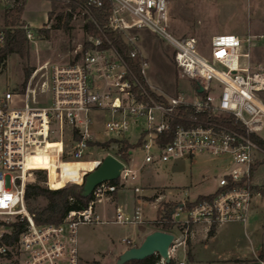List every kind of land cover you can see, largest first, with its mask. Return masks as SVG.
I'll return each mask as SVG.
<instances>
[{
    "label": "built area",
    "instance_id": "obj_1",
    "mask_svg": "<svg viewBox=\"0 0 264 264\" xmlns=\"http://www.w3.org/2000/svg\"><path fill=\"white\" fill-rule=\"evenodd\" d=\"M109 1L108 27L132 47L129 56L137 59L139 76L114 47H102L101 38L88 35L89 47L79 49L68 62L49 65L45 82L49 104H30L26 92L5 89L0 93V264H81L78 225L100 222L96 203L116 192L127 179L133 181L135 170L123 163L117 185L97 184L86 207L68 211L58 223L38 225L24 199L26 163L51 149L62 162L83 160L90 142L97 141H111L107 147L100 146V151L119 159L118 146L112 149L109 145L130 141L135 126L139 127L136 141H141L143 163L176 161L197 153L228 156L233 163L209 196L189 207L185 202L193 199L178 201L171 216L179 238L169 232L173 235L167 250L169 260L183 264L176 258V250L186 245L192 225L202 223L209 229L247 220L252 188L246 180L256 154L264 155V147L250 137L264 143V101L259 96L264 91V71L251 69L249 51H242V39L235 33L212 35L207 54L199 50L196 37L174 35L168 25L166 0ZM85 4L99 6L101 0H86ZM141 28L172 48L178 76L192 84L191 99L151 86L146 76L148 62L135 46L136 37L128 35L129 30ZM31 35L26 28L27 38ZM250 36L245 37L247 44ZM4 41L5 28L0 27V49ZM14 97L23 98V103L15 105ZM188 108L195 114L207 112L209 118L198 121L191 114L184 116ZM103 113H109V118L103 124L105 137L98 138L92 123ZM226 115L232 116L239 129L211 120ZM166 135L167 142L157 141ZM99 157L92 161L98 164ZM42 182L53 189L48 176ZM133 190L139 189L135 186ZM136 219V212L129 215L117 206L111 221L125 224ZM164 262L159 256L158 264Z\"/></svg>",
    "mask_w": 264,
    "mask_h": 264
},
{
    "label": "rangeland",
    "instance_id": "obj_2",
    "mask_svg": "<svg viewBox=\"0 0 264 264\" xmlns=\"http://www.w3.org/2000/svg\"><path fill=\"white\" fill-rule=\"evenodd\" d=\"M63 1H56L54 13L67 9L63 6ZM10 3V0H0V27L5 29L8 26L4 24L3 14ZM166 3L168 25L174 35L196 37L199 50L202 54H207L212 35L235 33L242 39V51L246 49L249 51L251 69L264 71V0H166ZM49 8L48 0H27L20 16L23 27L30 29L32 34L28 38L29 51L25 59V64L32 70L26 81L24 82L21 64L15 53L9 54L4 65L0 67V93L5 89L23 94L26 92L28 101L32 105L49 104V91L47 92L45 83L49 65L70 61L88 41V35L83 30L85 9L77 7L69 27L61 29L50 27L53 17L47 21ZM38 28L48 29V34L36 32ZM248 34L251 35L249 44L244 41ZM128 35L136 37L135 46L148 62L147 80L155 90L168 95L178 94L183 99L193 97L190 88L192 84L186 77L178 76L170 46L144 28L129 30ZM240 61L244 62L245 58L240 57ZM259 96L264 101V91H261ZM23 101L21 97L13 99L15 105H20ZM108 118L109 113H103L93 119V133L98 138L105 137L103 124ZM138 131L139 127L135 126L130 135V143H135ZM98 143L102 142L97 141L92 144L89 154L85 155L83 160L68 162L57 159L54 150L51 149L46 153L44 162L40 164L42 169H47V171L43 170L44 180H47L48 176V184L51 187H55L65 179L80 181L85 172L96 166L97 162L92 159L103 154ZM109 146L116 149L118 145L112 143ZM143 158L144 152L140 146H134L126 166L135 170V179L133 181L127 179L116 192L96 203L95 210L100 216V222L78 225L77 240L81 264H115L123 250L140 244L142 236L138 224L152 220L156 215V209L160 208L161 201L191 200L199 194L211 193L217 188L219 177L233 166L228 156L205 153H197L175 162L144 163V165ZM36 171L37 169L32 170V175L28 177L26 184L38 182L48 188L42 182L44 180L38 179ZM72 183L77 182H69L67 185ZM250 183L251 203L255 205L256 220L264 223V155L262 154H256L251 164ZM135 186L139 189L136 192L133 190ZM116 193L118 198L115 200ZM156 195H159V198L156 199ZM113 202L126 214L133 215L136 212L138 219L125 224L112 222L115 212L111 205ZM220 229L222 233L211 243L214 251L208 256L212 257H205L198 246L200 260L192 262L187 258L186 252L190 251V247L186 244L177 247L176 258L183 260V264H238L234 262L231 249L246 243L241 224L229 222ZM145 230L150 232L152 227L145 225ZM224 232L228 235L222 238ZM171 233L179 238L176 229H172ZM125 239H128V242ZM246 264L260 263L251 261Z\"/></svg>",
    "mask_w": 264,
    "mask_h": 264
},
{
    "label": "trees",
    "instance_id": "obj_3",
    "mask_svg": "<svg viewBox=\"0 0 264 264\" xmlns=\"http://www.w3.org/2000/svg\"><path fill=\"white\" fill-rule=\"evenodd\" d=\"M27 0H10V6L4 10L3 21L4 24L8 26L5 29V41L0 49V67L4 65L6 58L9 54L15 53L20 61L21 69L24 75V82L31 73V67L25 64V59L28 56L29 42L26 36V29L23 27V22L20 16L25 8ZM50 3V8L47 10V21H50L53 17V23L50 27L66 29L69 27V22L73 17L74 11L77 7L85 9L83 30L86 35H92L94 37H99L102 39V47L112 46L114 47L121 56L126 60V62L133 68L134 73L139 76V71L137 70V59L131 58L129 52L132 49L130 45L123 42L121 34L117 31H113L108 27V16L111 11V3L109 0H101V5L90 4L86 5V0H64L63 6L67 9L58 13H54V9L57 4L56 1L61 0H48ZM55 14V15H54ZM38 33L48 34V29L38 28L36 29ZM83 49L89 47V43L85 42ZM192 115L193 119L198 121L206 120L209 118L207 112L195 114L191 109L188 108L184 111V116ZM215 123L219 125H224L229 128L239 129V125L230 115L212 117ZM187 121V120H186ZM186 123L185 121H182ZM250 137L257 141L262 147L264 143L253 135ZM169 140V135L159 136L157 141L159 143H165ZM111 141H106L98 143L100 146L107 147ZM117 143L118 147L116 150V156L125 164L128 163L130 158L131 150L134 146H139L141 144L140 139L135 141V143H130L129 141H114ZM93 144L92 142H90ZM48 153V152H46ZM47 157V154H46ZM43 168L41 165L37 166L35 169ZM43 170H37L36 175L39 176L38 179L44 180L45 175ZM80 181L65 179L58 183L53 189H49L40 185L38 182L27 183L24 190V199L26 202L27 209L33 215L34 222L38 225L46 223H58L64 217V215L70 210H79L88 204L91 199V194L87 197H81L79 195ZM69 182H77L67 185ZM110 184L117 185L118 178L107 181ZM67 185V186H66ZM246 185L252 188L250 183V177L246 180ZM157 196V195H156ZM209 196L197 195L193 201L185 202L187 207L197 203L201 199ZM42 200V201H40ZM178 202H165L161 201L159 204L160 208L156 209V215L152 220H147L143 224H138L141 231L145 230V225L152 227V230H162L165 232H171L176 226L175 220L172 218V214L177 207ZM191 228V227H190ZM190 230V229H189ZM188 230V231H189ZM215 228L212 226L208 230V235H212ZM186 244L189 245V237L186 239ZM187 258H190V251L186 252ZM159 255L151 254L141 260H130L124 264H158ZM163 264H176L173 259Z\"/></svg>",
    "mask_w": 264,
    "mask_h": 264
},
{
    "label": "crops",
    "instance_id": "obj_4",
    "mask_svg": "<svg viewBox=\"0 0 264 264\" xmlns=\"http://www.w3.org/2000/svg\"><path fill=\"white\" fill-rule=\"evenodd\" d=\"M117 198L118 195L116 193L115 200ZM144 198H146V196H144ZM155 198L156 199L159 198V195ZM111 205L114 207L113 209L119 206L115 202H113ZM255 215H256L255 205L251 203L246 222L243 224L240 223L241 228L243 230V235L245 236L246 239V243L241 246L239 245L233 247L231 249L232 253L234 254L233 259L235 263L246 264V263H251V261L253 262L257 261L260 264H264V223H261L258 220H256ZM230 223H238V222H230ZM226 224L229 223H225L216 227L212 235H208L209 229L207 225L202 223L192 225L189 233V247H190L189 259L192 262L200 260L198 258L199 254L197 252L198 246H200L201 248L200 250L202 254L205 255V257L207 258L212 257V256H208L211 251L212 252L214 251V248L211 247V243H213L214 240L218 239L219 235L222 233L220 227L225 226ZM140 232L142 236L141 238L142 241L143 237L149 232H146V230L143 231L140 230ZM226 235H228V233L224 232V234H222V238H225ZM260 261H263V263H261Z\"/></svg>",
    "mask_w": 264,
    "mask_h": 264
},
{
    "label": "water",
    "instance_id": "obj_5",
    "mask_svg": "<svg viewBox=\"0 0 264 264\" xmlns=\"http://www.w3.org/2000/svg\"><path fill=\"white\" fill-rule=\"evenodd\" d=\"M201 91V87L198 88ZM124 164L122 161L107 153L99 163L82 176L79 195L89 196L94 187L103 182L117 179ZM173 240V235L162 230H152L147 233L139 245L123 250L117 257L115 264H124L130 260H141L151 254H158L165 262L169 261L168 247Z\"/></svg>",
    "mask_w": 264,
    "mask_h": 264
},
{
    "label": "bare ground",
    "instance_id": "obj_6",
    "mask_svg": "<svg viewBox=\"0 0 264 264\" xmlns=\"http://www.w3.org/2000/svg\"><path fill=\"white\" fill-rule=\"evenodd\" d=\"M46 157V153H39L31 157L25 167V173H24V180L25 182H28V177L32 175V169H35L37 166L42 164L44 162V158ZM30 182V181H29Z\"/></svg>",
    "mask_w": 264,
    "mask_h": 264
}]
</instances>
